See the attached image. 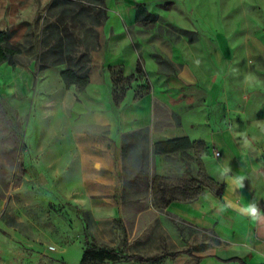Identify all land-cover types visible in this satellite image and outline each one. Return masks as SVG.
I'll return each mask as SVG.
<instances>
[{
	"label": "crops",
	"instance_id": "obj_1",
	"mask_svg": "<svg viewBox=\"0 0 264 264\" xmlns=\"http://www.w3.org/2000/svg\"><path fill=\"white\" fill-rule=\"evenodd\" d=\"M111 2L103 31L105 70L99 77L93 73L85 89L66 87L61 77L64 66L38 70L39 76L33 66H0V92L9 99L21 93L27 117V170L35 171L38 181L45 178L55 184L64 197L93 216L104 217L110 211L107 202L121 196L126 134L148 131L151 150L157 142L188 137L211 153L203 162L220 187L218 195L209 192L194 202H174L165 209L199 230H210L219 241L194 253V264H264V213L253 221L239 211L250 202L264 211V61L259 63L260 54L230 47L203 51L214 69L213 82L203 85L206 98L192 99L185 88L198 83L200 75L192 73L193 65L169 45L164 55L180 72L177 77L162 74L157 58L139 55L132 44L129 29L139 24L136 9L126 2ZM140 62L151 89L139 93L142 78L136 77L116 102L114 69L121 68L129 77ZM249 75L253 79L246 82ZM42 122H46L44 137L35 139ZM213 152L220 155L215 158ZM151 156L157 173L165 174L170 155L153 156L151 151ZM226 167L231 171L222 175ZM231 176L245 178L243 189L229 181Z\"/></svg>",
	"mask_w": 264,
	"mask_h": 264
},
{
	"label": "rangeland",
	"instance_id": "obj_2",
	"mask_svg": "<svg viewBox=\"0 0 264 264\" xmlns=\"http://www.w3.org/2000/svg\"><path fill=\"white\" fill-rule=\"evenodd\" d=\"M53 1L0 0V31H9L12 44L22 52L16 62L20 67L33 66L34 74L39 76L38 58L45 52L44 27L64 22L82 39L81 53L91 57L87 66L91 68V76L98 73L99 77L105 70L103 31L108 20L101 12L106 7L109 18L112 0H78L95 9V14L82 13L74 5L64 4L51 10ZM114 2L116 5L126 2L134 9L136 2H140L159 16L154 25L137 24L129 29L132 44L139 55H154L162 74L177 77L180 68L164 55L169 45H173L174 52L193 65L192 73L200 75L198 83L185 88L192 99L206 98L203 85L213 82L214 69L203 51L230 47L245 53L253 49L260 54L259 63L264 61V0ZM139 67L143 76L136 77L142 78L139 86L142 93L151 86L144 80L143 63ZM225 70L219 72L224 74ZM113 74L118 93L133 85L121 68H115ZM33 85L36 87V82ZM13 97L9 99L0 92V264H81L86 249L114 250L118 255L114 261L96 264H138L128 259L135 255L165 256L158 264H194V253L219 244L210 230H199L165 212L161 202L162 197L176 196L178 203H182L209 192L219 194L220 187L213 183L203 162L211 156L203 144L188 153L170 155L166 161L168 171L158 174L155 158L151 156L149 132L137 131L136 135L134 132L123 137L121 196L107 202L110 211L104 217H95L90 210L64 197L55 184L45 178L38 181L35 171L27 170V117L22 112L21 93ZM173 116L178 122L177 115ZM45 126L46 122L40 123L35 139L44 137ZM48 140L46 135L45 142ZM213 155L218 157L216 152ZM183 182H190L188 191H184ZM98 205L101 208V203ZM181 251L186 255L167 257Z\"/></svg>",
	"mask_w": 264,
	"mask_h": 264
},
{
	"label": "trees",
	"instance_id": "obj_3",
	"mask_svg": "<svg viewBox=\"0 0 264 264\" xmlns=\"http://www.w3.org/2000/svg\"><path fill=\"white\" fill-rule=\"evenodd\" d=\"M61 4L70 6L74 5L82 13L95 14V9L84 6L78 0L75 2H71L70 0H54L50 6V9L52 10L57 8ZM101 13L107 20L108 16L106 7ZM136 19L140 25L148 27L156 24L159 20V16L157 14L150 13L144 4L136 2ZM11 40L12 35L9 31H0V66L4 63H9L13 67L18 65L15 59L20 56L22 52L19 47L12 44ZM81 42L82 39L72 33L71 27L65 25L64 22L61 24L55 23L45 26L42 39V46L45 52L39 55L38 58L39 71H43L55 66H64L61 77L66 87L69 88L71 86H76L79 89H85L92 80L91 68L87 67L92 60L88 53H81ZM48 58H52L53 60H49ZM141 74L142 70L138 66L135 74L129 76L127 80L133 81L136 79V76ZM125 92L126 91L118 93V90L115 91L116 102L121 101ZM143 131L144 130H141V132ZM136 133L137 132H135V135ZM130 135L131 134H126L124 138ZM198 145H201V143L191 141L188 137L157 142L152 145V155L161 156L177 153L183 154L189 150L196 149ZM183 184H186V190L184 191H188L190 182H183ZM163 193H165V191ZM162 198L161 199L163 201L161 202L164 204L163 209H167L169 205L174 202H179L176 196ZM195 200L197 199L193 198L190 201H183V203H190L194 202ZM183 253L185 252H176L167 255V257L176 258ZM117 256L118 255L114 250L86 249L83 253L81 264H96L104 263L106 261H114L117 259ZM164 258L166 257L162 256L160 258H145L140 255L128 257L130 261H135L138 264H156L162 261ZM197 259L199 260V258Z\"/></svg>",
	"mask_w": 264,
	"mask_h": 264
},
{
	"label": "clouds",
	"instance_id": "obj_4",
	"mask_svg": "<svg viewBox=\"0 0 264 264\" xmlns=\"http://www.w3.org/2000/svg\"><path fill=\"white\" fill-rule=\"evenodd\" d=\"M252 79L253 77L251 75L245 77L246 82H250ZM245 143H247V141H245ZM229 171H231V169L226 167L222 170L221 174L223 175L224 173H227ZM228 179L232 184L235 185L237 189H243L245 179L243 176H231L228 177ZM239 211L242 215L248 216L253 221L259 220L261 218L262 213H264V211L259 208L256 202L248 203L246 206L240 208Z\"/></svg>",
	"mask_w": 264,
	"mask_h": 264
},
{
	"label": "built area",
	"instance_id": "obj_5",
	"mask_svg": "<svg viewBox=\"0 0 264 264\" xmlns=\"http://www.w3.org/2000/svg\"><path fill=\"white\" fill-rule=\"evenodd\" d=\"M220 154L219 153H217V156H219ZM51 249H54V248H51Z\"/></svg>",
	"mask_w": 264,
	"mask_h": 264
}]
</instances>
